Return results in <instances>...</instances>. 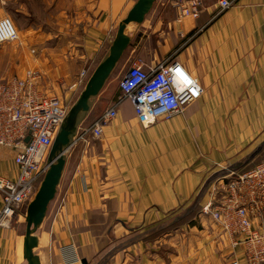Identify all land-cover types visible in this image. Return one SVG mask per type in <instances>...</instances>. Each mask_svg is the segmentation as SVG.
Returning <instances> with one entry per match:
<instances>
[{
    "label": "crops",
    "instance_id": "crops-1",
    "mask_svg": "<svg viewBox=\"0 0 264 264\" xmlns=\"http://www.w3.org/2000/svg\"><path fill=\"white\" fill-rule=\"evenodd\" d=\"M136 1L0 0V19L12 21L26 48L44 44L38 58L32 57L35 49L13 48L18 40L3 44L0 69L26 56L29 71L38 75L37 89L64 100L65 91L73 93L81 75L104 56ZM184 1L155 2L94 101L91 117L78 126L37 233L41 264H96L112 247L165 223L196 198L193 224L139 242L107 264H247L244 245L234 246L201 211L220 197L214 184L203 189L209 177L240 173L259 146L264 153V0H234L222 12L219 0H200L197 18L177 21ZM149 33L159 42L138 54L135 41ZM167 57L197 80L202 93L181 113L142 124L132 103L121 100L115 72L124 74L137 61L150 70ZM115 103L116 117L99 139L76 141L80 128ZM12 158V151L0 149V176L15 177ZM254 226L263 231L264 221ZM21 247L18 229L10 224L0 230V264H21Z\"/></svg>",
    "mask_w": 264,
    "mask_h": 264
},
{
    "label": "built area",
    "instance_id": "built-area-1",
    "mask_svg": "<svg viewBox=\"0 0 264 264\" xmlns=\"http://www.w3.org/2000/svg\"><path fill=\"white\" fill-rule=\"evenodd\" d=\"M234 0H219L220 12L233 6ZM177 21L197 18L200 0L178 4ZM18 40L12 21L0 19V45ZM90 73L81 75L76 86L81 89ZM38 75L25 71L21 77L0 80V149L13 153L16 175L0 176V230L20 217L34 197L47 170V157L60 124L70 106L56 96L37 89ZM121 100L132 103L136 118L142 124L169 119L185 106L199 99L202 89L197 80L172 57L145 70L133 62L118 83ZM118 103L103 111L92 123L80 128L77 140L99 139L104 128L116 117ZM27 142H25V140ZM215 191L220 197L206 204L202 214L219 223L233 245H244L247 264H264V230L256 229V220L264 221V161L240 173H224ZM77 262L72 259L69 263ZM233 264H238L234 262Z\"/></svg>",
    "mask_w": 264,
    "mask_h": 264
},
{
    "label": "water",
    "instance_id": "water-1",
    "mask_svg": "<svg viewBox=\"0 0 264 264\" xmlns=\"http://www.w3.org/2000/svg\"><path fill=\"white\" fill-rule=\"evenodd\" d=\"M156 1L157 0H137L124 19L118 23L114 37L110 39L108 43L109 47L106 53L91 71L82 90L58 128L47 157L48 167L46 173L34 197L25 209V229L21 247L22 259L25 264H41L37 253L39 244L37 233L46 217L48 207L57 193V188L66 162V154L74 142L77 128L90 112L95 99L112 75L125 51L130 46L136 27L144 22ZM27 140L28 139H26L25 142H27ZM262 147L263 145L259 146L248 157L244 162V166L250 163L259 154ZM223 173V171L214 173L205 181L203 189H206L211 182L221 177ZM197 202L198 198H196L187 209L165 223L149 231L135 235L112 247L96 264H107L112 257L121 251L139 242L145 241L166 228L182 221L195 208ZM81 264H86V261L82 260Z\"/></svg>",
    "mask_w": 264,
    "mask_h": 264
},
{
    "label": "rangeland",
    "instance_id": "rangeland-1",
    "mask_svg": "<svg viewBox=\"0 0 264 264\" xmlns=\"http://www.w3.org/2000/svg\"><path fill=\"white\" fill-rule=\"evenodd\" d=\"M37 33H39V31L37 32ZM28 33H25L24 35H27ZM21 40V39H20ZM19 39H18V42H16V43H12V45H14L13 46V48L14 47H19V48H21L22 46L24 47V50L25 51H27V50H29V49H35V50H37V54L35 53L34 55H32V57L34 58V57H36V58H38L39 56H40V54L43 52L42 50H43V48H44V44H42V43H40V44H37L36 46H31L29 49L28 48H26L27 47V39L25 38V39H22V40H24V42L22 43V40L20 41ZM159 41L156 39V34H153V33H149L148 34V38H144L143 40H142V42L141 43H139V44H137V41H135V43H134V46H137L136 48H137V52H138V54L140 53V47H147V48H153V47H155L156 46V44L158 43ZM137 44V45H136ZM7 45V44H6ZM6 45H2V46H0V47H3V46H6ZM11 45V46H12ZM17 45V46H16ZM139 56V55H138ZM41 57V56H40ZM140 57V56H139ZM28 57H24L23 55L22 56H20V57H17V58H15V60H13V65H10V67H8V68H2V69H0V80H4V79H8V78H10V77H21V76H23V74L25 73V71H27V70H32L31 69V66H27V63H26V59H27ZM137 59H139L138 57H137ZM94 69V68H93ZM122 75H123V70L122 69H119V68H117V70H116V72H115V77H116V79H117V84H118V81H119V79L122 77ZM111 77V76H110ZM110 79V78H109ZM108 79V80H109ZM80 80H81V78L79 79V82H80ZM76 86H78V84L76 85ZM76 88V87H75ZM64 91H65V89H63ZM82 90V88L81 89H75V91L72 93V91L70 90V87L67 89V91H65L66 93L65 94H67L66 95V98H64V100L63 101H65V102H67V104L71 107L72 106V104L74 103V101L76 100V98H77V96L79 95V93H80V91ZM64 95V94H63ZM100 95V94H99ZM57 97V96H56ZM64 97V96H63ZM98 97V96H97ZM59 98V97H58ZM96 101H97V99L95 100V103H96ZM94 103V104H95ZM92 109H93V107L91 108V110H90V113L92 114ZM95 109V108H94ZM88 114V116L86 117V118H90L91 117V114ZM264 160V153H261L260 152V154H258L255 158H254V161L252 162V163H250L248 166L250 167V165H253V164H256V163H258V162H260V161H263ZM247 166V167H248ZM227 170H229V169H227ZM15 172V171H14ZM224 173H226V172H224ZM223 173V174H224ZM222 177V176H221ZM221 177H218L217 179H215L213 182H211L210 184H209V187L211 186V185H213L214 184V186L216 185V187L218 188V180H220V178ZM216 191V190H215ZM24 215H25V212L24 213H22L21 214V216L20 217H14V219L11 221V225L13 226V228H15V229H18V233H19V235L21 236V237H23V234H24V229H25V222H24ZM186 219H184V221H183V223L182 224H189V222H191L192 221V223H194V218H197V217H194V215L193 216H188V217H185ZM182 224H180V225H182ZM178 227V226H177ZM132 237H134V236H132ZM149 239V238H148ZM125 241V240H124ZM21 256H22V251H21ZM21 264H25V262L23 261V259H22V262H21Z\"/></svg>",
    "mask_w": 264,
    "mask_h": 264
},
{
    "label": "trees",
    "instance_id": "trees-1",
    "mask_svg": "<svg viewBox=\"0 0 264 264\" xmlns=\"http://www.w3.org/2000/svg\"><path fill=\"white\" fill-rule=\"evenodd\" d=\"M263 161H264V160H263ZM261 162H262V161H260V162H258V163H261ZM258 163H256V164H258ZM254 165H255V164H254ZM249 168H250V167H246V168H244V169H242V170H246V169H249ZM194 213H195V211L192 210V211H191L186 217H188V216H193ZM184 219H186V218H184ZM184 219H183L182 221H180V222L174 224L173 226H171V227H169V228H166L165 230L161 231L160 233H158V234H156V235L150 237L149 239H146V240L154 239L155 237H157V236H159V235H161V234H163V233H166V232H168V231H170V230L176 228L178 225H180V224L183 223ZM189 224H193L192 221L189 222Z\"/></svg>",
    "mask_w": 264,
    "mask_h": 264
}]
</instances>
